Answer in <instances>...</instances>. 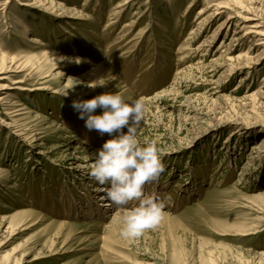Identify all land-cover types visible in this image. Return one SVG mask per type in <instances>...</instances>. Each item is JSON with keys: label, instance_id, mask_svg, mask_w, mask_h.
<instances>
[{"label": "rangeland", "instance_id": "rangeland-1", "mask_svg": "<svg viewBox=\"0 0 264 264\" xmlns=\"http://www.w3.org/2000/svg\"><path fill=\"white\" fill-rule=\"evenodd\" d=\"M40 1L0 0V264H264V0ZM115 91L164 165L135 238L71 106Z\"/></svg>", "mask_w": 264, "mask_h": 264}, {"label": "clouds", "instance_id": "clouds-1", "mask_svg": "<svg viewBox=\"0 0 264 264\" xmlns=\"http://www.w3.org/2000/svg\"><path fill=\"white\" fill-rule=\"evenodd\" d=\"M107 79L102 77L91 84L104 87ZM71 106L89 131L112 137L92 156L88 175L99 185H107L103 191L116 206L113 215L119 234L125 238L140 236L159 223L165 208L160 197L144 192L146 182L156 180L164 165L156 142L141 144L137 138L145 113L143 98L128 103L121 91H115L89 100H73ZM97 109L102 114H95Z\"/></svg>", "mask_w": 264, "mask_h": 264}, {"label": "bare ground", "instance_id": "bare-ground-1", "mask_svg": "<svg viewBox=\"0 0 264 264\" xmlns=\"http://www.w3.org/2000/svg\"><path fill=\"white\" fill-rule=\"evenodd\" d=\"M40 2H42V3H44V2H50L51 4H52V7L55 5V0H41ZM242 19L244 20V21H251L252 20V17L250 16V15H245V16H243L242 17ZM227 25L229 24V21L226 23ZM258 28V27H257ZM256 28V29H257ZM259 30V29H258ZM255 32V31H254ZM257 32V31H256ZM255 32V33H256ZM251 33H253V32H251ZM248 35V30H246V33H245V36H247ZM5 58V57H4ZM27 58H28V60L29 61H31L32 62V60H33V58L34 57H31V56H27ZM34 61V60H33ZM28 62V61H27ZM41 62V61H40ZM4 63V62H3ZM37 63V62H36ZM38 64V63H37ZM4 65H5V63H4ZM102 70V69H101ZM104 71V70H103ZM100 72V71H99ZM95 74V73H94ZM99 75V74H98ZM101 75V74H100ZM92 163V162H91ZM101 191H103V189L101 190ZM101 200L103 201V200H106V197L103 195V197L101 198ZM108 202H110L109 200H107ZM107 205H112L111 203H108ZM110 210V209H109Z\"/></svg>", "mask_w": 264, "mask_h": 264}]
</instances>
